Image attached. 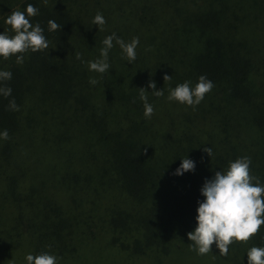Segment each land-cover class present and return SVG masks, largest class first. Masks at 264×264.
<instances>
[{
    "label": "trees",
    "instance_id": "obj_1",
    "mask_svg": "<svg viewBox=\"0 0 264 264\" xmlns=\"http://www.w3.org/2000/svg\"><path fill=\"white\" fill-rule=\"evenodd\" d=\"M105 1L0 0V33L13 35L6 15L32 4L38 14L30 21L50 47L23 54L22 64L0 57V71L12 73L0 81L12 90L0 95V132H8L0 138V264L8 249L21 250L17 264L41 252L58 264H103L78 254L102 233L109 264H214L190 250L187 238L205 180L247 156L264 184V0H132L126 16L106 12ZM97 12L103 30L92 24ZM49 20L60 30L49 31ZM112 33L125 42L139 38L136 59L128 63L114 40L109 71H90L82 60L101 58ZM201 75L214 87L198 105L167 99L170 87L194 85ZM139 88L148 92L151 118ZM161 88L163 96L152 94ZM12 99L19 111L9 108ZM42 149L59 158L48 164L58 191L92 197L86 208L74 197L67 206L44 193L35 175L43 167L33 159ZM184 157L194 171L174 175ZM253 246L264 247V225L249 241L234 242L226 257H247Z\"/></svg>",
    "mask_w": 264,
    "mask_h": 264
},
{
    "label": "clouds",
    "instance_id": "obj_2",
    "mask_svg": "<svg viewBox=\"0 0 264 264\" xmlns=\"http://www.w3.org/2000/svg\"><path fill=\"white\" fill-rule=\"evenodd\" d=\"M38 14V9L32 4H28L24 11H11L6 15L5 24L9 25L13 35L0 33V57L8 59L16 57V63L22 64L23 54L31 51L38 52L48 50L49 42L43 34V29L37 23L33 25L30 17ZM106 23L102 13L97 12L92 20V24L102 26ZM49 31L60 30L61 26L54 20L48 21ZM119 45L124 53V58L131 63L136 59V48L139 38L134 37L130 42L116 36L115 33L108 35L102 41L104 47L100 50V57L95 61H83L90 71L104 74L109 71L108 52L113 47V41ZM77 59H81L79 53ZM10 71H0V81L10 80ZM164 82L171 81V76L164 75ZM89 83L96 85L99 83L95 78H90ZM149 88L155 89L156 84L151 81ZM214 84L205 76L198 77L193 85L191 81L177 84L174 88H169L167 99L176 101L187 106H196L204 96L212 90ZM140 89V100L143 102L145 118H151L154 113L153 106L148 103L147 91ZM10 87H0V95L8 97L11 95ZM160 97L164 95L162 88L152 92ZM9 108L19 111L15 100L9 101ZM0 138L8 139V132H0ZM209 157L212 156L211 147L203 149ZM251 159L244 156L229 161L226 169L216 171L210 179H206L200 189L203 201H198L196 208V226L194 230L187 233V238L191 242L190 250L198 255L212 253V246L218 249L221 256H227L229 247L236 241L247 242L256 235L260 227L264 225V184L259 177L251 174ZM195 163L186 157L181 159L180 166L175 170L174 175H182L185 172L194 171ZM247 264H264V247H250L246 253ZM26 264H58V258L48 252L39 254H27Z\"/></svg>",
    "mask_w": 264,
    "mask_h": 264
},
{
    "label": "rangeland",
    "instance_id": "obj_3",
    "mask_svg": "<svg viewBox=\"0 0 264 264\" xmlns=\"http://www.w3.org/2000/svg\"><path fill=\"white\" fill-rule=\"evenodd\" d=\"M131 1L132 0H108V1L102 2L101 5L107 6L108 8H107L106 12H112L113 13L112 15H116L119 13L121 14L123 11H125L124 16H126L128 14V11L130 10L131 3H132ZM130 16L133 18H136V14H131ZM130 16H129V21L132 22L133 20ZM171 109L172 108H170V110ZM176 109H178V107L174 105V110H176ZM38 141L41 142L40 140H38ZM48 144H50V143H48ZM55 158H56V163H58L59 158L56 157V154L52 150H48V149H42L41 150L39 159L36 158V155L33 157L34 160H39V162L36 163V167H38V168L43 167L42 173L41 174H35V175H41V178L44 179V181H43L44 193L47 194V196H49L51 198H53V196L55 198L63 197V202L67 206H73L75 204L71 199L72 197H74L76 199V202H79L80 204L83 205V207L86 208L87 204H89L90 199H92V197L88 198L87 200H84L86 198V197H84L79 201V197L81 195L79 192L73 194L72 196H69L68 192H65L63 194L62 191H58L60 189L56 187V183L53 180L55 177V174H56V176H58L57 175L58 173L55 172V169H51L52 167L51 168L48 167V164L49 165H51V164L55 165L56 164ZM22 161H23V166L25 168H27L28 161H26L23 158H22ZM28 175H30V173H28ZM47 178L51 179L50 183L47 181ZM28 180H29V178L26 177L27 182H28ZM64 197H66V200ZM107 201L108 200L105 197L104 204L107 203ZM84 221H86V220H84ZM107 236L108 235L104 234V233L97 234V236L95 238H93L92 240H89L86 243V245H81L80 249L78 251L79 256H81V258H83L85 262L89 261V260H99V261L101 260L103 264H109V261L107 259H105L106 255L109 254L106 250V245H105V241H107L108 237H109V236L108 237ZM8 250H10V251L4 255V257L2 259V263L3 264H17V262H19V260H20V258L18 259V257L21 255V254H19L21 252V250L20 249H14L13 252L11 251V249H8ZM25 250L28 253V249L26 248ZM228 254H229V252H228ZM204 256L208 257L209 261L213 262L214 264H247V257H243L241 255L234 256L233 254H230L229 258H227L226 256H221L216 247L212 249V253H209V254L204 255ZM191 257L196 258V255H192Z\"/></svg>",
    "mask_w": 264,
    "mask_h": 264
}]
</instances>
